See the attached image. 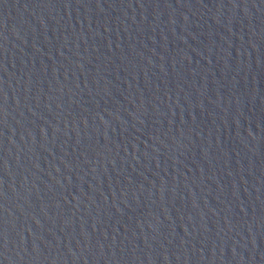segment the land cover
Instances as JSON below:
<instances>
[{
	"label": "water",
	"instance_id": "obj_1",
	"mask_svg": "<svg viewBox=\"0 0 264 264\" xmlns=\"http://www.w3.org/2000/svg\"><path fill=\"white\" fill-rule=\"evenodd\" d=\"M0 264H264V0H0Z\"/></svg>",
	"mask_w": 264,
	"mask_h": 264
}]
</instances>
